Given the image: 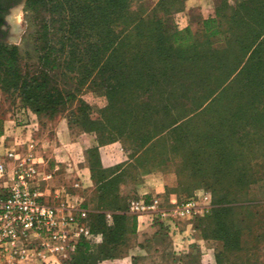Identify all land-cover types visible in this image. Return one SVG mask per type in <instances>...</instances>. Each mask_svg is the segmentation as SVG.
Returning a JSON list of instances; mask_svg holds the SVG:
<instances>
[{
  "label": "trees",
  "instance_id": "1",
  "mask_svg": "<svg viewBox=\"0 0 264 264\" xmlns=\"http://www.w3.org/2000/svg\"><path fill=\"white\" fill-rule=\"evenodd\" d=\"M144 1L26 0L38 14L40 72L22 75L17 46L0 43V88L53 117L77 94L50 85V73L91 85L107 105L97 118L81 105L76 125L95 133L99 146L126 140L132 153L131 163L105 169L99 146L86 151L99 192L100 212L91 215L103 222L90 230L107 233L94 251L83 239L69 264L121 254V232L137 230L120 180L132 166L139 176L160 171L177 154L191 163V189L213 197L195 229L222 244L216 264H232L243 250L246 224L237 211L248 209L249 189L264 179V0H236L228 13L221 2L202 21V38L172 18L188 0H161L153 11ZM104 211L113 213L111 228L103 226Z\"/></svg>",
  "mask_w": 264,
  "mask_h": 264
},
{
  "label": "rangeland",
  "instance_id": "2",
  "mask_svg": "<svg viewBox=\"0 0 264 264\" xmlns=\"http://www.w3.org/2000/svg\"><path fill=\"white\" fill-rule=\"evenodd\" d=\"M160 1L161 0H145L143 4L148 11H153ZM216 1V8L221 2H223L221 4L223 8L226 3L225 9L227 13L228 6L238 4L236 0ZM18 10L22 13L24 21V23L19 26L23 29V33L16 42L10 40L9 44H3L9 47L17 46L19 53L18 66L22 75L37 77L41 65L39 62V57L41 56L40 49L41 46H43L42 42L37 41L38 25L35 22V17L38 14L31 8L28 9L26 7V0H22ZM186 15V4L182 12L172 15L175 24L180 29L186 28L184 27ZM201 31V27L197 28L194 26L193 32L199 38H202L204 35V33H202L203 31ZM53 75L54 72L49 74L51 81L49 83L50 85H57L63 90H74L75 94H77L76 100L67 102L60 112L53 117L39 115L31 109H27L23 99L19 97L18 94H5L0 88V135L5 136L4 148L0 147V156L4 155L5 148L16 149L21 157L25 156L27 153L32 154L34 159L39 162L41 172L43 174H52V179L49 181L51 184L49 188L50 192L54 193L56 188H64L68 201L78 208H84V204H81V198L83 197L79 196L81 187L86 184L90 188L89 191H92L96 186V182L92 177L93 172L91 164L87 159L86 151L99 146V144L95 133L88 134L82 131L80 125H76L75 121L80 117L78 109L81 105L84 104V106L89 107L88 111L91 117L97 118L98 109L106 107L107 100L98 96L91 88V85L78 87L74 80H69V77L64 79L62 76ZM31 120L34 121V123L38 122V125L32 127ZM62 120H66V122H69V125L73 126H69L70 130H72L71 134L69 133L68 136L62 138L69 144V147L57 154L59 151L57 147L61 144L60 137L57 133V127H59L58 125ZM14 123L20 128L16 136L11 132L12 129H14ZM80 135H86V138L87 135L92 136L93 143L89 149H84L82 147L85 140H78ZM1 144L2 142L0 140V145ZM126 144V140H118L99 146L98 152L102 166V157L108 155L110 152L118 156L117 160H123V162L118 165L131 163L129 157L132 153L126 152ZM110 145H112L111 148H106ZM168 148L169 150H164V152L167 158H171L172 153L170 152V146H168ZM67 155L73 160L71 164L69 163ZM58 165L61 166L60 169L57 168ZM132 167L127 169L130 174L128 173L126 178L120 180L119 184L121 195L128 200V213L136 217L137 232H132L131 227L126 224L129 230L127 232H121L122 234L118 238L122 239L125 243L121 249V254L117 257H109L99 264H216V254L222 249V244L215 240L205 239L202 232L195 229L197 224L196 218L199 216H193L191 218V212H181L180 215H178L179 217L173 220L177 221L179 224H183L184 231L175 232L170 229L172 227L171 221L169 219H162L157 214V211H171L177 209V205L170 204V195H175L178 204L182 202L186 204L191 199L199 201L202 193L206 191L205 188L202 187H193L191 189V163H187L183 154H177L172 157V162L164 165L160 171H153L139 176L137 168ZM169 168L174 172L175 181L173 186H171L172 183L169 181L166 197L161 200L159 197H156V199H159L161 202L160 207L156 210H147L143 212L132 211L133 202H137L142 198L141 194L136 191V181L143 182L146 178L163 173ZM85 178L86 180L83 182ZM261 182L263 183L260 184ZM261 182L257 184L258 186H252L247 193V200L251 204L248 209H238L237 211L238 216L244 218L246 224L245 232H243V250L232 256V264H264V179ZM77 184H79V186H76ZM95 194L91 192V194L88 195L89 200H93ZM50 199H52V197H50ZM91 208L94 209L95 206H91ZM248 212L250 214H248ZM149 213L155 215L142 217V215ZM104 215L105 220L103 226L105 228L113 227V217L106 214ZM191 220L193 223L192 228ZM85 223L90 228L94 223L100 225L103 222L99 224L94 216L89 214L85 218ZM139 228L149 230V232H138ZM194 229L197 231H193ZM91 233L92 236L86 238L85 241L89 242L91 250L94 251L98 246L105 244L104 239L107 232ZM140 234L148 236L146 238V243L141 241ZM141 249H147L148 252L146 254L141 253L139 252ZM74 253L75 252L71 253L70 256L63 261V264H69Z\"/></svg>",
  "mask_w": 264,
  "mask_h": 264
},
{
  "label": "built area",
  "instance_id": "3",
  "mask_svg": "<svg viewBox=\"0 0 264 264\" xmlns=\"http://www.w3.org/2000/svg\"><path fill=\"white\" fill-rule=\"evenodd\" d=\"M51 179L30 153L21 157L16 149L5 148L0 156V264H63L83 239L92 236L85 213L62 192L52 199L45 195L43 183ZM160 205L154 198L149 204L133 202L131 209L143 212ZM173 205L177 209L157 211L160 218L174 222L181 212L206 215L212 209V195L204 191L199 201Z\"/></svg>",
  "mask_w": 264,
  "mask_h": 264
},
{
  "label": "crops",
  "instance_id": "4",
  "mask_svg": "<svg viewBox=\"0 0 264 264\" xmlns=\"http://www.w3.org/2000/svg\"><path fill=\"white\" fill-rule=\"evenodd\" d=\"M216 2H217L216 0H188L186 2L187 15L185 18L184 27H190L193 30L194 26H196L197 28L201 27L202 26L201 23L203 20L209 17H214L215 9H216ZM30 122L32 124V127H34V125H38V122L34 123V121L32 120ZM58 126L59 127H57V133L60 137L61 144L57 147L58 148L57 150H59L57 154L60 153L61 151H64L67 147H69L68 146L69 144H67L66 141L63 140L62 138L68 136L69 133L71 134L72 130H70L69 126H73V125H69V122H66V120H62L60 121ZM19 129L20 128H18V126L14 123V129H12L11 131L12 134L16 136L17 135L16 133L19 132ZM85 136L86 135H80L78 137V140H85L82 144L83 145L82 147L84 149H89L93 143L92 142L93 138L92 136L87 135V138ZM0 140L3 143L5 141V136H1ZM109 147L111 148L112 145L107 146L106 148H109ZM67 158L69 159V163L71 164L73 160H71L68 155H67ZM117 158L118 156H115L113 152H110L108 153V155L103 156L102 157L103 167L107 169L113 168L123 162V160H117ZM57 168L60 169L61 166L58 165ZM85 180L86 178L83 180V182ZM169 181L172 183L171 186H173L175 178H174V172L170 170V168L163 173H159L152 177L146 178L143 182L136 181V186H135L136 191H138V193H140L142 196V198H140L139 201H144L146 204H149V202H151L152 199L156 197H159L160 200L166 197L167 187L169 186ZM262 183L263 182H261L260 184ZM50 186H51L50 182L43 183V191L48 198L50 197L53 198L56 192H62V191H63L62 196L67 198L66 193L64 192L65 191L64 188H56V191L54 193H51L49 189ZM76 186H79V184H77ZM254 186H258V185H254ZM89 190L90 188L86 184H84L81 187V190L79 191V196L83 197L81 198L82 200L81 204H84L83 206L84 208H79V209L85 213V217H87L89 214L100 212V210L97 209L98 199H99L98 187L95 186L92 191H89ZM91 192H93L94 194L96 193L94 195L93 200L91 199L89 200L88 198V195H90ZM176 201L177 200H176L175 195H170V204L173 205ZM91 206H95V208L92 209ZM103 213H105L106 215L110 217L113 214L110 211H104ZM150 215H155V214L153 213L144 214L142 215V217L150 216ZM171 224H172V227L170 229L174 230L175 232L184 231L183 224H179L177 221L171 222ZM192 227H193V223L191 220V228ZM193 231L196 232L197 230L194 229ZM138 232H149V230H143L139 228ZM147 237L148 236H143V234H140V239L144 243H146ZM142 242H139V243H142ZM139 252L146 254L148 251L147 249H141L139 250Z\"/></svg>",
  "mask_w": 264,
  "mask_h": 264
},
{
  "label": "flooded vegetation",
  "instance_id": "5",
  "mask_svg": "<svg viewBox=\"0 0 264 264\" xmlns=\"http://www.w3.org/2000/svg\"><path fill=\"white\" fill-rule=\"evenodd\" d=\"M22 0H0V42L9 44L10 40H16L8 17L19 9Z\"/></svg>",
  "mask_w": 264,
  "mask_h": 264
},
{
  "label": "clouds",
  "instance_id": "6",
  "mask_svg": "<svg viewBox=\"0 0 264 264\" xmlns=\"http://www.w3.org/2000/svg\"><path fill=\"white\" fill-rule=\"evenodd\" d=\"M8 22L12 26L13 35L16 37V40L13 42H16L23 33V29L19 27L24 23L20 10H16L13 15L9 16Z\"/></svg>",
  "mask_w": 264,
  "mask_h": 264
}]
</instances>
